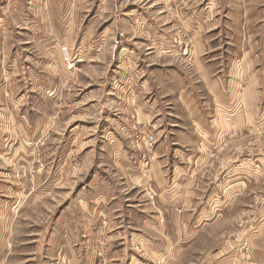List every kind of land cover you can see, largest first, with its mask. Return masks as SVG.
I'll use <instances>...</instances> for the list:
<instances>
[{"label": "crops", "instance_id": "obj_1", "mask_svg": "<svg viewBox=\"0 0 264 264\" xmlns=\"http://www.w3.org/2000/svg\"><path fill=\"white\" fill-rule=\"evenodd\" d=\"M158 4V13L165 16L161 22L139 8L132 13V23L125 24L145 41V56L134 44L120 45L117 62L108 67L102 61L104 75L79 92L83 115L89 120L84 133L89 135L75 144L79 159L75 166H83L92 141L100 140L101 156L115 160L123 178L126 175L139 189L148 186L154 202L142 195L124 204L117 184L113 187L106 174L99 178L95 169L88 179V194L71 198L63 208L56 205L47 219L34 220L23 214L41 200L46 187L38 186L35 199H21L20 188L5 183V198H0V264H102L93 244L98 235L109 243L103 264H144L133 249L136 243L156 254L161 247L155 240L166 237L168 222L183 229L213 218L206 208L218 193L227 194L229 208L242 192L253 190L243 164L253 159L262 164L264 148L244 145L229 154L221 152H228L232 143L252 145V139L264 138V0H159ZM178 29L207 99L192 87L187 72H173L168 55L163 54L160 62L150 56L154 46L172 47L173 31ZM134 124L158 139L147 177L138 173L136 156L128 151ZM210 162L213 165L207 169ZM259 170L260 178L263 165ZM60 174L55 168L57 180ZM47 187L53 192L60 185ZM95 187L101 194L93 195ZM255 188L254 193L261 190L262 181ZM104 220L106 226L101 224ZM254 244L253 260L264 250V224ZM232 249L222 244L218 251L224 257L222 264H233Z\"/></svg>", "mask_w": 264, "mask_h": 264}, {"label": "rangeland", "instance_id": "obj_2", "mask_svg": "<svg viewBox=\"0 0 264 264\" xmlns=\"http://www.w3.org/2000/svg\"><path fill=\"white\" fill-rule=\"evenodd\" d=\"M156 1L0 0V198H5V183L11 184L14 190L20 188L21 199H35L38 186L46 187L40 193L43 195L41 200L30 204L23 217L47 219L48 215H53L56 205L63 208L71 198L84 197L91 185L88 179L95 169L99 178L106 174L113 187L117 184V194L124 204H130L142 195L154 202L148 186L145 190L139 189L126 175L123 178L115 160L101 156L104 150L100 140L92 141L88 148L89 160L83 166H75L79 162L75 144L83 135H89L84 133V124L89 120L83 115L84 105L79 101V92L87 83L99 80L104 70L102 61L109 64L108 67L117 62L120 45L134 44L140 48V56H145L148 52L145 41L138 32L126 26L132 23L133 11L137 12L139 8L150 11L157 21L164 20V14L158 13L161 10L159 0ZM182 32L180 29L173 31L172 47L154 46L149 50L150 56L160 62L163 54L168 55L166 61H172L173 72H187L192 87L207 99L206 89L196 79L191 59H188L190 48L182 40ZM62 48L67 49L73 60L71 69L66 67ZM184 49H187L186 55L182 53ZM171 50L180 53L184 60L171 54ZM92 61H95L94 65L86 67L85 64ZM172 103L177 106L174 96ZM132 130L133 134L136 130L146 132L136 124ZM93 134L99 139L97 130ZM250 142L252 145L249 142L229 144L228 152L221 153L229 154L244 145L264 148V138H254ZM129 149L137 159L131 143ZM212 165L208 163L207 169ZM261 165L264 170V160L262 164L256 159L243 164V168H248L247 176H251L248 179L253 182V190L264 178V171L260 178L257 177ZM55 168L60 170L59 180L53 176ZM51 184L60 187L52 192V188L47 187ZM253 190L242 192L229 208L227 194L218 193L206 208L213 218L196 221L183 229L182 225L168 222L166 237L155 240L161 247L156 254L145 252L137 243L133 246L138 251V259L146 261L144 264H222L224 257L218 254L222 244L224 247L230 245L238 224L243 226L240 230L251 224L253 216L246 211L253 202ZM98 194L101 193L95 187L93 195ZM106 223L104 220L101 224L106 226ZM250 242L252 252L248 259L240 255L238 247L232 249L229 258L233 264L246 261V264H264V250L258 251L253 260L254 238L250 237ZM93 244L95 254L103 264L108 240L98 235Z\"/></svg>", "mask_w": 264, "mask_h": 264}, {"label": "built area", "instance_id": "obj_3", "mask_svg": "<svg viewBox=\"0 0 264 264\" xmlns=\"http://www.w3.org/2000/svg\"><path fill=\"white\" fill-rule=\"evenodd\" d=\"M64 53L63 60L66 67L71 69L73 67V60H71L66 48H62ZM183 54H187V49L182 51ZM157 143V138L152 133L142 132L136 130L133 134L131 147L137 153L136 165L142 176H147L148 171L152 163L155 161L154 149ZM248 214L253 216L251 224L247 229L240 230L243 226L238 224L234 231V237L230 241L232 248L238 247L240 255L248 259L252 252L250 237L255 238L260 233V228L264 224V178L262 179V189L257 193H253V202L249 205L247 211Z\"/></svg>", "mask_w": 264, "mask_h": 264}]
</instances>
